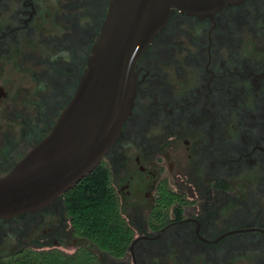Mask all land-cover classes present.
Masks as SVG:
<instances>
[{
  "label": "flooded vegetation",
  "instance_id": "af4514ba",
  "mask_svg": "<svg viewBox=\"0 0 264 264\" xmlns=\"http://www.w3.org/2000/svg\"><path fill=\"white\" fill-rule=\"evenodd\" d=\"M110 2L0 0V126L17 121L0 131V174L75 95ZM23 69L28 101L13 79ZM135 72L131 111L100 162L132 232L124 254L78 234L63 194L0 219V264H36L42 251L90 264H264V0L173 8Z\"/></svg>",
  "mask_w": 264,
  "mask_h": 264
},
{
  "label": "water",
  "instance_id": "95a60500",
  "mask_svg": "<svg viewBox=\"0 0 264 264\" xmlns=\"http://www.w3.org/2000/svg\"><path fill=\"white\" fill-rule=\"evenodd\" d=\"M234 1L111 0L75 95L50 133L0 174V219L46 206L100 164L131 111L136 62L173 8L202 15Z\"/></svg>",
  "mask_w": 264,
  "mask_h": 264
},
{
  "label": "trees",
  "instance_id": "16d2710c",
  "mask_svg": "<svg viewBox=\"0 0 264 264\" xmlns=\"http://www.w3.org/2000/svg\"><path fill=\"white\" fill-rule=\"evenodd\" d=\"M64 197L78 234L115 256L124 254L132 232L120 214L118 198L110 185V172L104 164L97 165L66 191ZM81 258L90 264L89 257ZM35 259L36 264H81L77 257L65 258L45 251L36 253Z\"/></svg>",
  "mask_w": 264,
  "mask_h": 264
},
{
  "label": "rangeland",
  "instance_id": "374dc122",
  "mask_svg": "<svg viewBox=\"0 0 264 264\" xmlns=\"http://www.w3.org/2000/svg\"><path fill=\"white\" fill-rule=\"evenodd\" d=\"M8 76L10 77L11 74H9ZM13 79L16 82L17 85H19V83H20V86H22L26 90L27 96L25 95V100L28 97L30 98V94L29 93L32 91L33 84H32V81L30 80V74H28L26 69H23L22 72H19L17 70V73L13 74ZM28 100L29 99H27V101ZM32 115H33V113H30V115L27 117V121L28 122L26 121V124L28 126H30V127H36L39 124V122H40V120H39L40 118H37L35 123H33V121H32L33 116ZM16 124H17V121H14L13 123L6 122L5 125L3 124V126H0V131L3 132L4 130L14 129ZM22 125L25 126L24 123Z\"/></svg>",
  "mask_w": 264,
  "mask_h": 264
}]
</instances>
